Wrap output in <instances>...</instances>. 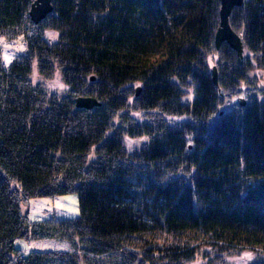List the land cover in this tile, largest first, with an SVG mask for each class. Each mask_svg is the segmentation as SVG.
I'll return each mask as SVG.
<instances>
[{
  "label": "trees",
  "instance_id": "16d2710c",
  "mask_svg": "<svg viewBox=\"0 0 264 264\" xmlns=\"http://www.w3.org/2000/svg\"><path fill=\"white\" fill-rule=\"evenodd\" d=\"M32 1L0 0V34L26 45L7 68L0 60V264L112 254L122 258L113 264H189L202 247L214 253L203 264H223L232 251L264 253V90L240 89L255 84L250 61L264 79V0L230 15L249 54L242 65L226 43L215 49L219 0H51L37 25ZM33 62L44 79L60 71L65 96L32 85ZM240 94L244 107L238 98L220 110ZM79 96L101 105L77 109ZM125 139L141 145L128 151ZM63 195L76 196L77 218L34 223L21 212ZM18 238L62 239L71 250L23 255Z\"/></svg>",
  "mask_w": 264,
  "mask_h": 264
},
{
  "label": "rangeland",
  "instance_id": "374dc122",
  "mask_svg": "<svg viewBox=\"0 0 264 264\" xmlns=\"http://www.w3.org/2000/svg\"><path fill=\"white\" fill-rule=\"evenodd\" d=\"M44 38L54 42L56 40V34L53 32L46 31L44 33ZM26 52V45L24 42V38L22 35H18L16 37H13L12 39H7L5 36L0 34V60L5 68H7L10 63L15 59H20L24 56ZM245 56H249L248 53H243V60ZM218 61V55L217 54H211L208 57V65L209 68H212L213 66H216ZM252 64V67L249 71V79L253 80L255 79V84L253 86H249L247 84H241L240 89L241 91H247L254 93L255 95L259 96L260 92L264 90V79H263V72L260 71L258 68L255 67V64L253 61L249 62ZM31 82L33 86H39L43 89L46 95H55L58 98H61L65 96L67 92V86L64 85V83L61 80L60 77V71L56 70L53 77L51 79H44L42 78L36 70V63H32V73H31ZM133 90L138 87L136 84L132 85ZM245 96L243 94H240L236 97H231L229 99L224 100V104L220 107L221 111H230L231 108L237 104L238 98H244ZM126 112V111H124ZM121 114V113H120ZM131 117L142 120L143 113H136V112H130L129 113ZM164 120L172 125L175 123H180L184 121V118H177V117H163ZM117 122H115L116 124ZM109 135V134H108ZM141 145L140 140H130L125 139V147L128 151H131L133 148H139ZM91 159L92 156H90ZM15 184H12V189H15ZM43 200H40L35 204V201L31 200L32 202L28 201L26 204H22L21 206V212L23 215H26L29 221H33L35 216H44V214L47 212L50 216L54 214L55 216L58 215L59 211V203L57 201L52 202L51 198H42ZM32 203V204H31ZM54 203V204H53ZM64 230V228H63ZM68 232V231H66ZM147 237L141 238H135L133 243L138 246V248H141V246L145 245ZM77 241V239H76ZM193 241L190 240V243ZM14 247L17 250L20 251H29V250H40L45 252H51V251H57V252H64V251H70L71 246L68 242L62 240V239H46V240H35L32 238H18L14 242ZM210 249L208 247H202L200 249V252L195 257L194 261H192L189 264H203L207 256L209 259L213 257L212 251H209ZM139 251V249H138ZM204 251V252H202ZM200 253H202L200 255ZM224 263L223 264H264V253L262 252H256L251 251L248 249L240 250V251H232L227 254L221 255ZM91 260V264L98 263V264H113L118 263L122 260L120 254H112L109 256L101 257V258H92L89 257ZM15 259V257H14ZM50 264H59L57 260L54 257H50L47 259ZM81 264H88L82 262Z\"/></svg>",
  "mask_w": 264,
  "mask_h": 264
},
{
  "label": "water",
  "instance_id": "95a60500",
  "mask_svg": "<svg viewBox=\"0 0 264 264\" xmlns=\"http://www.w3.org/2000/svg\"><path fill=\"white\" fill-rule=\"evenodd\" d=\"M244 0H219V24L214 35V46L219 50L223 43H226L232 49L237 57L239 65L243 63L244 47L240 35H238L230 26L229 18L234 8L241 7ZM52 12L51 0H33L30 4L28 16L30 21L37 25ZM94 77L90 78L93 81ZM211 80L213 85L220 92L218 84V72L216 66L211 68ZM140 88L135 89V96L139 95ZM239 105L244 107L246 102L243 98L238 99ZM74 105L77 109L91 110L101 105L93 97L79 96L74 99ZM222 114V113H221Z\"/></svg>",
  "mask_w": 264,
  "mask_h": 264
},
{
  "label": "crops",
  "instance_id": "0c3cea01",
  "mask_svg": "<svg viewBox=\"0 0 264 264\" xmlns=\"http://www.w3.org/2000/svg\"><path fill=\"white\" fill-rule=\"evenodd\" d=\"M71 199H74V200L77 201V198H76L75 195H63V196L53 197L52 198V202L57 201L59 203V211H57L58 215L55 216L54 214H52L51 217H50V216H47L48 213L46 212L44 214V216H35L33 221H30V222L41 223V222H47V221H50V220L63 221V220H72V219L77 218L78 212L76 211V213H75L71 207H66L65 206L67 201L69 203L71 202ZM31 200L35 201V204H37V202H39L40 200H43V199L33 198ZM31 200H29V201L32 202ZM31 252L45 253V251L33 250V249L29 250V251H25V252L21 251V253L23 255L31 253Z\"/></svg>",
  "mask_w": 264,
  "mask_h": 264
},
{
  "label": "bare ground",
  "instance_id": "6f19581e",
  "mask_svg": "<svg viewBox=\"0 0 264 264\" xmlns=\"http://www.w3.org/2000/svg\"><path fill=\"white\" fill-rule=\"evenodd\" d=\"M74 199H71L70 203L67 201L65 206L66 207H71L73 209V211L76 213V211L78 212V204H77V201L74 200Z\"/></svg>",
  "mask_w": 264,
  "mask_h": 264
}]
</instances>
